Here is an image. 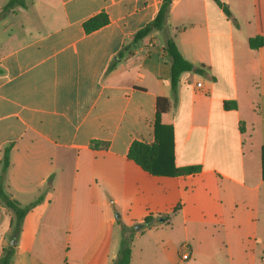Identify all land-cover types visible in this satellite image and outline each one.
Returning a JSON list of instances; mask_svg holds the SVG:
<instances>
[{
    "label": "crops",
    "instance_id": "1",
    "mask_svg": "<svg viewBox=\"0 0 264 264\" xmlns=\"http://www.w3.org/2000/svg\"><path fill=\"white\" fill-rule=\"evenodd\" d=\"M162 1L27 0L0 20L5 188L21 205L44 195L24 216L12 264H111L117 220L147 215L156 220L133 237L129 264H264V45L249 44L264 34V0L262 20L255 0H173L169 33L209 70L183 72L176 101L162 31L108 70ZM101 11L109 22L85 31ZM158 97L171 101L160 118L173 128L176 166L198 172L154 175L129 158L134 140H155ZM13 220L0 200V252ZM183 243L191 256L182 261Z\"/></svg>",
    "mask_w": 264,
    "mask_h": 264
},
{
    "label": "trees",
    "instance_id": "2",
    "mask_svg": "<svg viewBox=\"0 0 264 264\" xmlns=\"http://www.w3.org/2000/svg\"><path fill=\"white\" fill-rule=\"evenodd\" d=\"M223 7L224 12L230 18H233L232 13L227 4L218 1ZM173 0H163L157 15L149 21L145 26L139 29L135 35L116 53L108 65L110 71L115 67L117 62L126 54L132 52L134 46L146 35L153 31H162L164 33V52L169 57L171 62L170 83L172 89L173 101L177 100L178 84L180 75L185 71H194L204 76H209V70L204 64H196L187 59L180 51L175 39L168 31L167 18ZM257 7V18L262 20L263 13L261 9V1L255 0ZM16 7H27V0H8L0 10V20L11 11H15ZM234 21H236L233 18ZM109 22V16L105 11H101L83 22L85 31L90 32ZM249 44L252 48H258L264 45L263 32L249 39ZM1 70V69H0ZM171 101L167 97H158L157 112L155 120V140L152 143H147L140 140H134L129 149L128 156L139 164L143 169L154 175H182L194 174L201 169V165L192 164L186 166H176L174 161V137L173 128L170 125H165L161 122V114L169 110ZM225 108H235L237 103L235 100L224 102ZM93 146L106 145L99 141H93ZM12 144L5 146L0 165V200L5 203L14 212V228L12 239H17L20 233L21 224L27 211L43 199V194H40L32 202L21 205V203L13 198L5 188L6 174L10 165V151ZM262 175L264 177V146L262 147ZM51 178L47 184L50 187ZM156 217L147 215L140 223V228L136 229L135 225L125 224L121 218L117 220L120 230L121 239L120 246L113 264H129L132 252V239L135 234L143 228L150 226ZM16 251V244H9L3 248V254L0 256V264H12L13 255Z\"/></svg>",
    "mask_w": 264,
    "mask_h": 264
},
{
    "label": "built area",
    "instance_id": "3",
    "mask_svg": "<svg viewBox=\"0 0 264 264\" xmlns=\"http://www.w3.org/2000/svg\"><path fill=\"white\" fill-rule=\"evenodd\" d=\"M201 84H202L201 81L197 82L198 86H200ZM179 251H180V260L183 261V260H187L190 258L191 254H190V250L187 244L185 243L181 244Z\"/></svg>",
    "mask_w": 264,
    "mask_h": 264
},
{
    "label": "rangeland",
    "instance_id": "4",
    "mask_svg": "<svg viewBox=\"0 0 264 264\" xmlns=\"http://www.w3.org/2000/svg\"><path fill=\"white\" fill-rule=\"evenodd\" d=\"M7 16V15H6ZM5 16V17H6ZM4 17V18H5ZM0 28H1V26H0ZM135 227H136V225H135ZM13 228H14V224H13ZM137 229V228H136ZM12 235H13V231H12V234L8 237V239H7V245H6V247L10 244V241H11V239H12ZM120 235H121V230H120ZM121 239V238H120ZM119 246H120V244H119ZM131 247H132V244H131ZM3 254V252H0V256ZM111 264H113V262L111 263Z\"/></svg>",
    "mask_w": 264,
    "mask_h": 264
},
{
    "label": "water",
    "instance_id": "5",
    "mask_svg": "<svg viewBox=\"0 0 264 264\" xmlns=\"http://www.w3.org/2000/svg\"><path fill=\"white\" fill-rule=\"evenodd\" d=\"M118 215V214H117ZM162 219V218H161ZM139 227H140V224H136V228L137 229H139ZM11 244H15V239H13L12 241H11Z\"/></svg>",
    "mask_w": 264,
    "mask_h": 264
}]
</instances>
